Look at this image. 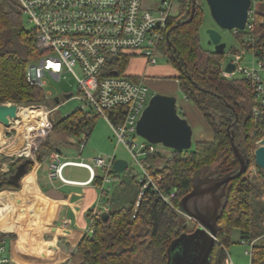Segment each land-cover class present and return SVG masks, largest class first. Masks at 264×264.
Masks as SVG:
<instances>
[{"label":"trees","instance_id":"obj_1","mask_svg":"<svg viewBox=\"0 0 264 264\" xmlns=\"http://www.w3.org/2000/svg\"><path fill=\"white\" fill-rule=\"evenodd\" d=\"M179 12L169 15L165 39L159 44L161 51L178 69L176 78L184 95L203 115L213 131L210 140H198L189 149H172L170 156L157 152L153 155L151 169L162 175L159 187L163 192L176 191L174 206L160 194L147 188L138 200L140 181L132 175L121 177L115 196L101 193L109 216L90 212L92 231L80 241L75 253V264H167L168 246L173 238L186 228L184 215L175 207L193 186L194 180L205 176L235 174L240 163L234 153L233 142L240 148L248 167L234 176L227 184V203L221 209L218 220L217 241L212 249L211 264H227L226 251L233 228H239L241 241L253 242L250 264H264V242L255 241L264 234V169L255 161L256 141L264 136V106L255 114L259 104L250 81L244 76L227 77L223 74V53L206 49L201 44L200 29L205 7L199 0L192 20L193 0H179ZM208 6V5H207ZM252 29L235 32L242 47L254 44L264 48V1L256 6ZM225 51V50H224ZM238 52L237 48L233 49ZM43 54L37 46L34 28L25 26V13L19 0H0V104L14 102L29 105L40 102L54 103L47 97L42 86L27 79L30 63ZM130 58L119 62L120 70L126 71ZM180 113V110H178ZM98 113L75 109L53 126L35 152L36 159L45 160L52 152L61 153L60 145L69 135L92 132ZM53 129L63 133L50 139ZM82 138L79 139L80 145ZM23 156L10 163V169L0 174V190L18 188L19 183L10 181ZM30 159L27 167L32 165ZM26 171V173H27ZM25 173V174H26ZM118 172H114L117 176ZM24 174V175H25ZM100 182L102 177L95 176ZM29 232L19 227V232ZM5 237L0 235V244Z\"/></svg>","mask_w":264,"mask_h":264},{"label":"built area","instance_id":"obj_2","mask_svg":"<svg viewBox=\"0 0 264 264\" xmlns=\"http://www.w3.org/2000/svg\"><path fill=\"white\" fill-rule=\"evenodd\" d=\"M27 20L34 24L37 46L43 54L28 65L27 79L39 86H44V76L51 74L59 80L66 72L75 75L78 90L83 102L77 107L91 115L101 114L110 123L118 142L123 143L141 171L139 199L147 188L157 191L168 204L174 206L176 191L163 192L159 187L162 179L160 173L151 169L153 155L164 153L155 143L145 139L139 142L136 136L137 122L143 109L150 99V87L146 75L132 76L120 70L119 62L124 57L133 54L141 55L150 64L156 63L159 44L165 39L167 19L170 15L169 0H162L160 7L153 9L145 7L142 0H19ZM257 6V5H256ZM256 7L249 10V17L244 29H233L234 32L252 29ZM253 40L248 49L253 58L250 64L242 65L243 54L238 51L229 62L235 64L232 72L226 71L223 64V74L234 76L239 71L247 78L255 92L258 105L254 107L255 114L264 106V48L254 44L253 34L247 37ZM244 49V48H243ZM50 97L51 95H47ZM70 96V97H71ZM21 107V106H20ZM27 117L18 113L12 119V133L7 137L6 145L1 152L17 158L33 157L50 132L53 123L50 119V109L45 103H33ZM10 128V127H9ZM80 142V152L86 143ZM13 148L9 151V148ZM115 156L97 155L88 161L63 159L62 154L54 151L49 161V177L63 181V168L67 165L86 167L94 180L98 175L97 168L102 169V180L99 188L103 193L106 184L112 181ZM179 210L178 207H175ZM108 207L93 210L95 215H102ZM93 218L89 232L92 231ZM246 242V241H243ZM250 250L246 252L251 254ZM5 251L4 243L0 244V253ZM0 264H10L7 254L0 255ZM229 264H235L229 260Z\"/></svg>","mask_w":264,"mask_h":264},{"label":"crops","instance_id":"obj_3","mask_svg":"<svg viewBox=\"0 0 264 264\" xmlns=\"http://www.w3.org/2000/svg\"><path fill=\"white\" fill-rule=\"evenodd\" d=\"M161 1L142 0V3L145 7L156 9L160 7ZM169 2L170 14L176 15L181 2L179 0ZM137 56L144 58L147 66L150 64L141 55L133 54L130 59ZM126 72L132 76L144 74L149 87L152 84L156 87V92L170 94L167 76H149L146 72L137 74L129 73L127 70ZM178 108L184 117L193 112L187 103H178ZM195 108L198 110L196 106ZM204 121L209 131L207 133L198 131L194 142L213 138L211 127L205 119ZM6 128L2 129L0 150L5 148L7 137H10L8 134L12 133L9 127ZM12 149L9 148V151ZM14 159L4 152L0 153V174L9 171L10 163ZM30 159L33 160L32 165L21 178L20 187L0 190V235L5 237L3 242L5 251V242L10 243L11 254L10 256L7 254L10 264H72L80 241L90 231L91 210L101 208L103 196L99 182L92 180L90 171L83 166L80 168L86 171L81 170L76 176L77 171L72 166L78 165H67L63 168V175L67 181L51 179L50 157L38 160L34 154ZM97 172L100 176L101 172L98 170ZM106 188V191H110L108 185ZM26 226L29 232H19V227L25 229ZM255 241L264 242V235ZM230 261L233 262L232 259Z\"/></svg>","mask_w":264,"mask_h":264},{"label":"water","instance_id":"obj_4","mask_svg":"<svg viewBox=\"0 0 264 264\" xmlns=\"http://www.w3.org/2000/svg\"><path fill=\"white\" fill-rule=\"evenodd\" d=\"M193 0L192 13L188 20H192L196 8ZM212 18L218 26L227 29H244L249 17L252 0H205ZM209 42L214 44V50L222 53L226 42L216 28L208 29ZM235 69L233 62H228L225 70L232 72ZM72 92L65 93L69 98ZM55 102H60V97H54ZM20 105L14 102L0 104V123L5 126L11 124L12 119L18 117ZM137 133L152 143H162L172 149H189L193 145V128L187 118L178 111L177 97L173 94L155 92L151 95L147 106L143 109L137 122ZM232 145L237 156L240 168L235 174L224 176H205L194 180L192 189L182 196L178 203L179 211L197 222L191 231H183L173 238L168 246L167 264H211L212 249L217 241L218 220L221 209L227 203L226 186L237 175L242 174L248 167L240 148L233 142ZM255 161L264 169V136L258 140L255 148ZM29 157L19 165L15 174L10 176V181L19 183L20 178L26 173ZM129 167V161L116 158L113 168L116 172H123ZM107 210L102 212V217L107 219Z\"/></svg>","mask_w":264,"mask_h":264},{"label":"rangeland","instance_id":"obj_5","mask_svg":"<svg viewBox=\"0 0 264 264\" xmlns=\"http://www.w3.org/2000/svg\"><path fill=\"white\" fill-rule=\"evenodd\" d=\"M174 1H177V0H174ZM260 1L261 0H253V7H256V5ZM199 2H202L203 4H205L204 5L205 7L204 19H203V23L200 29L202 46L206 49L214 48V44L209 42L208 29L216 28L222 35V41L226 42L225 51L223 53V61H222L223 64L228 63L233 58L234 48H237L238 51H241L243 54L241 64L242 65L250 64L253 56L248 49L246 48L243 49L242 45L240 44L239 38L235 34L234 30L222 28L218 26L210 14V10L207 6L206 1L199 0ZM25 26L29 29L34 27V24L28 21L26 16H25ZM126 70L129 73L142 74L143 72H146L149 76L165 75L168 77L167 81L169 82L170 94H173L177 97V103L179 104L187 103L188 106L192 107L193 112H190V115L186 118L193 128V137H192L193 146L195 145L194 140H195L196 134H198V131L199 132L203 131L204 133H207V131H209L206 122L204 121L200 112L196 110L194 103L190 99H187L186 96L184 95L176 79V76L178 75V69L169 60V57L167 55H165L164 53H161L160 47H159V52L156 55V63L149 64L147 66L144 58L137 56V57L130 59L126 67ZM234 76H243V74L239 71H236ZM44 82L45 84L43 88L47 95L50 94L51 97L53 98L55 96L60 97L59 103L43 102L50 109V119L52 122H57L58 120H60V118L72 112L73 110H75L77 107H79L82 104L83 101L79 99L78 97L71 96L69 98H66L64 96L65 93H68V92H73L74 95L81 96L80 91L78 90L77 78L75 77L73 73L66 72L63 74L62 78L59 80L55 79L51 74H47L44 76ZM156 91H157L156 87L150 84V94L152 95ZM19 105L23 109L22 110L20 107L23 114H26L29 111V108L26 107L28 105H22V104H19ZM6 127H10L8 128L9 130L12 129L11 126H5L3 124L2 125L0 124V137H2L1 135L2 129L6 130L7 129ZM8 135H10V133ZM61 135H63V133L61 134V132L57 131L56 129H53L48 137L50 139H53L54 137H57V136L59 137ZM67 138H68L67 143L61 144L59 146L63 158L70 157L73 160L88 161L90 157H94L97 155H103L106 157H113V156H115L116 158L120 157V158L127 159L129 161V167L123 172H118L117 176L113 175L114 177L112 181L106 184L110 188V192L108 193L110 194V197L115 196L116 193L118 194L120 192L118 183H120L121 177H124L126 180H128L129 177L134 175L137 177V179H140L141 171H140L139 166L136 164V162L132 158L130 151L127 149V147L123 143L118 142V138L114 134L110 123L101 114L97 115L92 132L87 137L86 143L82 149V152H80L81 149L79 147L80 145L78 144V141L81 138L85 139V133H81L78 136L69 135ZM136 139L139 142L145 140V138L140 135L136 136ZM258 140L256 141V147L258 146ZM155 145L158 148L162 149V151L164 152L163 154L165 156L171 155L172 153L171 148L164 146L162 143H155ZM72 167L74 168V170L77 171L76 176L77 174H79V171L85 170L84 168H80L81 166H72ZM97 170L102 173L101 168H97ZM100 207L101 208L105 207V201L101 202ZM183 215H184L183 219H184L186 228L188 230H193L197 226V222L194 219L188 217L187 215L185 214ZM263 235L264 234H262V238H263ZM5 245H6V251L3 253H0V255L8 254L10 256L11 254L10 243L6 241ZM246 249L250 250V244L241 241L239 228H236V227L233 228L231 232L230 242L227 244V248H226L229 260L232 259L233 263L235 264H250L251 256L249 253L246 252ZM72 264H75V263L72 262ZM227 264H229V261Z\"/></svg>","mask_w":264,"mask_h":264},{"label":"bare ground","instance_id":"obj_6","mask_svg":"<svg viewBox=\"0 0 264 264\" xmlns=\"http://www.w3.org/2000/svg\"><path fill=\"white\" fill-rule=\"evenodd\" d=\"M21 109H22V107H21ZM21 109H20V107H19V109H18V113L19 114H22L23 116H25V117H27L28 115H29V111L26 113V114H23L22 113V111H21ZM23 110V109H22ZM1 125H2V123H0Z\"/></svg>","mask_w":264,"mask_h":264},{"label":"flooded vegetation","instance_id":"obj_7","mask_svg":"<svg viewBox=\"0 0 264 264\" xmlns=\"http://www.w3.org/2000/svg\"><path fill=\"white\" fill-rule=\"evenodd\" d=\"M151 95V94H150Z\"/></svg>","mask_w":264,"mask_h":264}]
</instances>
